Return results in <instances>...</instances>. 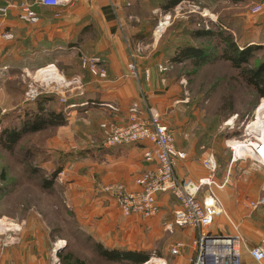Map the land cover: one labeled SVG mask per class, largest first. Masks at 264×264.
I'll return each mask as SVG.
<instances>
[{
    "label": "crops",
    "instance_id": "obj_1",
    "mask_svg": "<svg viewBox=\"0 0 264 264\" xmlns=\"http://www.w3.org/2000/svg\"><path fill=\"white\" fill-rule=\"evenodd\" d=\"M167 1L63 0L58 7H46L29 0L26 1L27 6L39 18L32 24L20 18L25 1L0 0V13L2 9L6 10V15L1 13L3 16H0L3 18L0 19V32H3L0 35H13L12 40L0 44V56L6 59L17 79L25 76V79L36 80L31 71L41 69L47 72L56 70L59 79L66 82L65 85L55 82L61 86L60 91H52L44 98L57 106L58 100L66 95L64 111L77 129L69 138L71 142H66L68 148L62 150L82 152L76 156L79 160L83 156L87 158L78 164L81 175L72 180L73 186L69 190L72 208L78 221L83 223V229L94 235L99 243L110 249L132 250L122 245L127 242V231L136 227L134 221L137 219L133 218L140 216L124 217L103 188L122 183L129 191H135L139 175L156 167L155 163L144 158L148 148L146 144L104 146L101 124L128 125L129 109L137 103L141 119L149 123L158 116L160 124L171 131L177 150L185 155L175 168L180 183L196 187L200 201L215 200L222 208L221 215L204 230L179 228L175 226V212L179 208L177 200L171 194L158 197L159 213L150 219L160 216L163 225L167 229L171 227L175 242L171 244L173 264H192L198 252L196 242L203 233L236 239L241 264H264V261L257 262L250 255V251L264 239V161L252 150L247 152L235 142L228 141L229 133H233L231 130L236 127V119L223 125L217 117L208 120L203 112H193L186 107V100L179 96V87H175L178 84L171 83V75L158 71L159 65L171 62L176 54L178 48L171 53V39L165 47L158 44L148 54L137 56L136 75L129 70L131 47L152 38L151 28L146 27L150 24L137 11L158 13ZM206 1L216 4L230 2L251 8L263 4L252 0ZM127 6L137 11L129 14L132 11L128 12ZM234 16L233 19L238 21L250 15ZM244 28L247 30L250 26ZM82 53L101 61V66L107 70L105 79L93 76L89 67L82 66ZM45 85L50 84L42 82V86ZM80 125H87V129L80 128ZM225 129L228 134L223 132ZM210 157L214 158L216 165L213 172L205 166ZM83 165H86V171H83ZM204 179L209 182L201 184ZM118 237H122L121 243H118ZM179 243L183 248L175 256L172 248ZM42 245L39 243L40 247ZM28 246L30 242L26 239L19 246L23 249L22 254L15 255L11 261L9 251L0 258V264H30L33 257L30 250L26 254Z\"/></svg>",
    "mask_w": 264,
    "mask_h": 264
},
{
    "label": "rangeland",
    "instance_id": "obj_2",
    "mask_svg": "<svg viewBox=\"0 0 264 264\" xmlns=\"http://www.w3.org/2000/svg\"><path fill=\"white\" fill-rule=\"evenodd\" d=\"M252 2L263 3L255 5L261 6L262 10L253 13L250 6L230 2L216 4L206 0L184 1L169 11L160 8L158 13H141L135 9L150 24L146 27L151 28L152 38L131 47L133 58L130 56L129 66L131 64L136 66L138 55L148 54L158 44L165 47L170 39L171 53L175 48L192 45L202 50L205 55L209 54L208 58H214L216 49L222 53L227 45L224 43L221 45L215 39H199L194 35L201 31H216L222 27L227 34L232 35L239 52L257 48L250 57V68H256L264 62V0ZM127 9L128 12L132 11L129 14L135 12L133 7L127 6ZM242 13H249V18L241 17L238 21L233 19L234 14ZM246 26H250V29L246 30L244 28ZM243 32L246 33L245 37ZM259 38L263 41H259ZM12 39L13 35L11 39L0 40V44L4 42L6 44ZM83 59L91 60L82 53V66ZM158 71L163 75H171V83L178 84L175 87H179V96L181 100H186V107L188 106L189 110L203 112L208 116V120L217 117L223 125L231 119H236V127L231 130L233 133H229L228 141L240 144L239 148L244 147L247 152L249 149L252 150L251 145L261 143L262 140L258 137L261 133L251 128V125L259 119L261 110H264V98L257 96L254 89L243 81L239 71L233 68L230 62L217 59L201 67H195L190 62L176 64L166 61L158 66ZM89 72L92 74L90 69ZM57 73L56 70L52 72L32 70L31 74H34L36 80L28 77L25 79V76L17 79L18 77L9 69L6 59L0 56V258L9 251L11 261L15 255L22 254L23 249L19 246L27 239L30 246L26 249V254L27 250H30L29 253L33 257L30 264H62L61 256L67 253L73 254L86 264H107L94 250V244L98 240L83 229V223L78 221L72 208L73 200L69 190L73 186V177L82 173L78 170V164L87 158L83 156L79 160L76 156L82 152L62 150L68 148L66 142H71L69 138H72L71 135L77 129V125L71 124L72 121L68 120L64 111L66 95L58 100L57 106L55 102H41V99L50 95L52 91H60L59 84H66L59 79ZM105 73V77H100L101 79L107 77V70ZM134 73L136 75V70ZM148 75L149 72L146 73V76ZM29 81L31 83H28ZM42 82L50 85L42 86ZM41 107L45 108V115L49 112L63 113L66 122L50 125L36 133H27L21 138L13 153L7 151L3 147L1 137L5 132L22 130L24 123L39 113ZM133 109L137 110V116L140 114L139 105L132 104L129 109V122ZM155 117L158 120V116ZM139 119L142 120L140 116ZM103 126L113 125L107 122L101 124L100 128L105 135ZM81 127L87 129V125H80ZM223 132L228 134L226 129ZM81 167L86 171V165ZM57 172L53 186L45 188V180H50ZM77 172L79 174H76ZM133 219H137L134 221L135 229L127 231L129 235L127 234L125 245L117 246L122 245L149 253L151 258L147 264H158L160 261L173 264L171 244L175 242L171 235V227L167 229L160 216L148 220L140 217ZM30 223L32 224L29 228ZM118 239H120L118 243H121L122 237ZM41 242L43 245L40 247ZM17 263L19 262L15 264Z\"/></svg>",
    "mask_w": 264,
    "mask_h": 264
},
{
    "label": "built area",
    "instance_id": "obj_3",
    "mask_svg": "<svg viewBox=\"0 0 264 264\" xmlns=\"http://www.w3.org/2000/svg\"><path fill=\"white\" fill-rule=\"evenodd\" d=\"M23 1L25 2L22 4L21 20L26 23H37L38 16L26 4L29 0ZM34 2L46 7H58L62 5L63 0H34ZM261 10V6H255L253 13ZM1 13L6 15V10L2 9ZM11 38L12 35L9 33L0 35V40ZM83 66H89L95 76L105 77L106 75V70L97 58L83 59ZM129 69L134 73L135 65L131 64ZM161 70L166 71L167 69L161 68ZM131 113V120L127 126H103L105 129L104 146L114 148L146 144L148 149L144 158L147 162L155 163L156 167L139 175L136 180L137 190L129 191L124 184L115 183L105 186L104 193L114 199L124 217L140 216L144 219L158 215L160 195L171 194L179 204L175 212V226L199 231L210 227L221 215L222 208L215 200L200 201L196 187L191 184H181L177 179L175 175L177 162L185 156L177 150L170 130L161 125L155 116L147 123L139 119L136 109H133ZM237 146L240 147L239 144ZM250 147L254 154L264 161V145L260 143ZM205 166L213 172L216 168L214 158L210 157ZM208 182L204 179L200 183ZM196 244L198 252L192 264H241L238 242L234 238L214 237L203 233ZM182 248L183 244H177L172 248V254L179 255ZM250 255L257 262L264 261V239L259 246L250 251ZM158 264L167 263L160 261Z\"/></svg>",
    "mask_w": 264,
    "mask_h": 264
},
{
    "label": "trees",
    "instance_id": "obj_4",
    "mask_svg": "<svg viewBox=\"0 0 264 264\" xmlns=\"http://www.w3.org/2000/svg\"><path fill=\"white\" fill-rule=\"evenodd\" d=\"M185 0H168L167 3L162 6L163 10L169 11L178 6ZM194 1V0H188ZM218 28V27H217ZM194 37L202 39L208 38L211 40H217L219 43H224L227 47L224 48L222 53L218 52L214 54V58H208L209 54L205 55L202 50L192 45H185V47H178L176 54L171 59L173 63H185L190 62L195 67H201L207 63L213 62L217 59H223L231 63L232 67L239 71V75L243 81L250 87H252L261 99L264 98V62L260 63L256 68H250V57L253 51L257 48H251L247 51L239 52V48L234 42L232 35L230 36L224 29L218 28L216 31H201L197 32ZM131 56V54H130ZM46 98H42L41 102H46ZM42 104V103H39ZM45 108L41 107L39 113L35 114L32 119H28L24 123V128L20 131L5 132L1 137L3 147L13 153L17 144L21 138L27 133H36L46 129L50 125H60L66 122L63 113L49 112L45 115ZM58 172L51 177L50 180H45L44 187L50 188L56 181ZM94 250L98 254V257L104 260L107 264H146L151 255L146 252H139L137 250L126 249H110L106 248L103 244L97 242L94 244ZM61 256V255H59ZM62 264H86L85 261L77 259L73 254L67 253L65 256H61Z\"/></svg>",
    "mask_w": 264,
    "mask_h": 264
},
{
    "label": "bare ground",
    "instance_id": "obj_5",
    "mask_svg": "<svg viewBox=\"0 0 264 264\" xmlns=\"http://www.w3.org/2000/svg\"><path fill=\"white\" fill-rule=\"evenodd\" d=\"M231 122V121H230ZM251 128H254L259 131L258 137L261 139V144L264 145V110H261V114L259 116V119H257L252 125ZM240 145V144H239ZM242 146V144H241ZM243 147V146H242ZM244 148V147H243ZM250 150V149H249ZM247 151V150H246ZM241 152V151H240Z\"/></svg>",
    "mask_w": 264,
    "mask_h": 264
}]
</instances>
